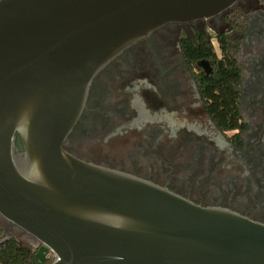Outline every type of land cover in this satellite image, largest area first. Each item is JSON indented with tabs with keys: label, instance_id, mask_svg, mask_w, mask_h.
Returning a JSON list of instances; mask_svg holds the SVG:
<instances>
[{
	"label": "water",
	"instance_id": "water-1",
	"mask_svg": "<svg viewBox=\"0 0 264 264\" xmlns=\"http://www.w3.org/2000/svg\"><path fill=\"white\" fill-rule=\"evenodd\" d=\"M235 1L0 0V221L47 264H264V223L63 148L112 59Z\"/></svg>",
	"mask_w": 264,
	"mask_h": 264
},
{
	"label": "flooded vegetation",
	"instance_id": "flooded-vegetation-1",
	"mask_svg": "<svg viewBox=\"0 0 264 264\" xmlns=\"http://www.w3.org/2000/svg\"><path fill=\"white\" fill-rule=\"evenodd\" d=\"M63 148L264 223V0L129 46L93 77Z\"/></svg>",
	"mask_w": 264,
	"mask_h": 264
},
{
	"label": "trees",
	"instance_id": "trees-1",
	"mask_svg": "<svg viewBox=\"0 0 264 264\" xmlns=\"http://www.w3.org/2000/svg\"><path fill=\"white\" fill-rule=\"evenodd\" d=\"M2 227L0 225V232ZM50 250L43 244L35 250L22 245L14 237L0 243V263L3 264H47L51 260Z\"/></svg>",
	"mask_w": 264,
	"mask_h": 264
},
{
	"label": "rangeland",
	"instance_id": "rangeland-1",
	"mask_svg": "<svg viewBox=\"0 0 264 264\" xmlns=\"http://www.w3.org/2000/svg\"><path fill=\"white\" fill-rule=\"evenodd\" d=\"M0 225L2 227L3 226H8V224H6L3 221H0ZM6 236H10V234L8 232H4L2 234V230L0 232V241L5 238ZM11 237H14L18 242H20L22 245L28 247L31 250H35L38 245H36V243L34 241H30V238L26 237L23 233L17 234V235H11ZM52 257V256H51Z\"/></svg>",
	"mask_w": 264,
	"mask_h": 264
}]
</instances>
